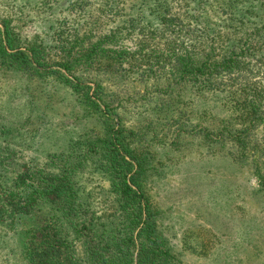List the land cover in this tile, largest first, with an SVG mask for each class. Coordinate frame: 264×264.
Segmentation results:
<instances>
[{
	"label": "rangeland",
	"instance_id": "obj_1",
	"mask_svg": "<svg viewBox=\"0 0 264 264\" xmlns=\"http://www.w3.org/2000/svg\"><path fill=\"white\" fill-rule=\"evenodd\" d=\"M25 1L0 0L2 29L3 21L10 19L23 35L53 40L46 32L53 31L51 23L58 27L80 22L95 28V38L111 29L116 16L115 24L124 26L129 16L139 14L143 18L138 24L152 29L162 27V16H172L180 21L167 36L181 40L190 29L189 41L197 46L202 43V25L210 33L209 43L219 34L226 41L235 39L246 7V0H81L84 8L75 9L68 6L70 0H62L50 9L42 0H31V5ZM107 2L115 3L114 8L104 9ZM231 3L238 6L236 10L231 11ZM251 7L252 14L245 18L249 27L243 33L256 39L264 32V0ZM123 29L114 46L135 48L140 30L127 34ZM167 36L160 42L164 50ZM128 67L125 64L122 71ZM260 71L261 76L250 79L264 82L262 65ZM155 79L123 76L120 121L132 131L126 143L145 152L143 186L159 230L182 264H264V184L252 164L255 154L240 163L233 154L238 143L221 147L220 142L209 145L205 140V127L212 131L228 122L241 127L238 117L229 118L232 112L222 104L224 94L219 91L198 95L196 87H178L177 97L175 91L159 93L152 85ZM92 128L100 130L102 125L86 116L67 85L53 77L29 79L0 69V147L9 141L16 150L6 161L8 171L19 170V161H26L41 180L50 181L60 172L59 154L86 138ZM259 159L264 171V160ZM112 176L89 165L76 178L83 199L98 214L107 212V217L116 189ZM45 216L46 209H35L21 215L14 228L0 223V264H26L23 249Z\"/></svg>",
	"mask_w": 264,
	"mask_h": 264
},
{
	"label": "trees",
	"instance_id": "obj_2",
	"mask_svg": "<svg viewBox=\"0 0 264 264\" xmlns=\"http://www.w3.org/2000/svg\"><path fill=\"white\" fill-rule=\"evenodd\" d=\"M61 1L42 3L54 9ZM254 1L246 0L235 39L226 41L219 34L209 43L206 35L210 33L202 25L199 46L189 41L190 29L181 40V36H167L170 27L176 30L175 21H180L172 16H162V27L158 29L139 25L143 18L139 14L129 16L124 25L126 33L134 34L138 28L142 34L135 48L114 46L124 31L123 25L115 24L117 16L112 19L111 29L95 38V28L87 23L58 27L51 23L53 31L46 32L52 34L53 40L38 34L23 35L10 19L3 21L0 69L29 79H57L71 89L86 116L95 117L102 125L59 154L60 172L50 181L41 180L26 161H19V170L8 171L6 161L16 150L9 141L2 150L0 147V223L14 228L21 215L46 209V216L23 249L26 264H182L159 230L156 212L143 186L147 172L145 152L126 143L132 131L120 121L123 76L137 74L142 80L155 77L152 85L159 93L175 91L177 97L178 87H196L198 95L207 91L223 93L222 104L232 112L229 118L236 115L241 127L231 122L212 131L205 127V140L209 145L220 142L221 147L238 143L233 154L240 163L246 155L253 159L255 154L252 164L264 184L259 159L264 160V82L250 79L262 75L264 32L256 39L243 33L249 27L245 18L252 14ZM32 3L25 1L27 5ZM68 6L83 9L84 3L70 0ZM114 6L107 2L104 9ZM229 6L231 11L238 7L233 3ZM165 36L164 50L160 42ZM125 64L129 67L123 72ZM89 165L113 175L116 189L113 211L108 217L107 212L98 214L92 209L78 187L77 175Z\"/></svg>",
	"mask_w": 264,
	"mask_h": 264
}]
</instances>
